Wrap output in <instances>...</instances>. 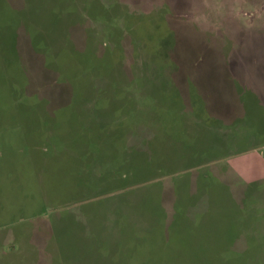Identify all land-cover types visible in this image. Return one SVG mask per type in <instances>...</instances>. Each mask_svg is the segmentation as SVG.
I'll return each instance as SVG.
<instances>
[{"label": "rangeland", "instance_id": "374dc122", "mask_svg": "<svg viewBox=\"0 0 264 264\" xmlns=\"http://www.w3.org/2000/svg\"><path fill=\"white\" fill-rule=\"evenodd\" d=\"M0 264H264V0H0Z\"/></svg>", "mask_w": 264, "mask_h": 264}, {"label": "crops", "instance_id": "0c3cea01", "mask_svg": "<svg viewBox=\"0 0 264 264\" xmlns=\"http://www.w3.org/2000/svg\"><path fill=\"white\" fill-rule=\"evenodd\" d=\"M237 168V167H236ZM242 171V170H241ZM251 173H252V171H251ZM242 174V173H241Z\"/></svg>", "mask_w": 264, "mask_h": 264}]
</instances>
